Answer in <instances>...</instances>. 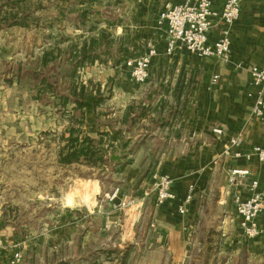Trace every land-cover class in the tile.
<instances>
[{"label": "crops", "instance_id": "1", "mask_svg": "<svg viewBox=\"0 0 264 264\" xmlns=\"http://www.w3.org/2000/svg\"><path fill=\"white\" fill-rule=\"evenodd\" d=\"M132 1L138 6L146 1L149 10L153 2ZM167 2L179 4L182 0H161L160 10ZM212 2L214 9L221 12L226 0ZM139 14V10L132 12L137 24ZM213 24L209 34L211 43L219 39L223 28L220 19H215ZM147 33L137 56L145 52L148 43L155 46L158 54L153 59L150 77L168 67V91L127 88L135 84L128 82L130 73L124 63V68L110 69L107 74L108 79L116 76L121 80L107 105L113 114H108L102 104L95 106L97 91L89 93L83 108L82 132L94 144L107 146L108 135L116 130L117 138L113 141L123 159L118 167L122 168L125 188L142 178L146 161L152 160L156 161V172L169 175L174 181L175 198L161 206L153 199L143 201L150 179L143 182L135 196L122 195L123 201H134L128 207H119L124 212L122 220L112 223L106 221L108 218L98 217L105 232L118 222L122 233L116 245L134 249H123L119 264H264V213L258 217L261 235L247 239L234 203L236 196L242 200L250 197V181L235 186L228 183L233 167L249 168L256 178L264 179V165L256 159L247 162L222 157L233 137L243 139L240 148L243 153L256 146L264 148V117L253 115L257 89L251 85L249 74L251 67L260 66L264 60V0H242L240 18L231 28V63L228 64L200 58L181 46L168 55L166 30L154 23ZM85 42L90 41L85 39L77 49ZM104 49L110 53L108 47ZM98 51H102L99 46ZM239 64L243 68H238ZM214 76H219L216 85H212ZM2 91L0 95H7V89ZM7 110L4 101L2 111L6 114ZM112 118L117 125H111ZM20 126L29 127L28 113L23 114ZM216 127L224 130V136L213 133ZM190 193L192 203L182 215L180 207ZM8 235L6 231L0 232V264H9L12 257L11 251L1 247ZM84 239L87 242L88 235Z\"/></svg>", "mask_w": 264, "mask_h": 264}, {"label": "rangeland", "instance_id": "2", "mask_svg": "<svg viewBox=\"0 0 264 264\" xmlns=\"http://www.w3.org/2000/svg\"><path fill=\"white\" fill-rule=\"evenodd\" d=\"M134 2L29 0L25 5L36 17H41L40 25L0 31V93L4 92L2 88L7 89V95H0V232L10 233L1 245L12 252L9 264L15 253L22 255L17 264H119L123 249L134 251L131 246L116 245L122 233L118 222L113 227L105 223V228L108 227L105 232L98 217L108 218L106 221L112 223L122 220L124 212L119 209L122 195L135 196L143 182L156 173V161H146L141 181L125 188L122 168L110 160L112 155L120 154L113 141L116 130H111L114 134L108 135L107 146L95 144L103 155L94 164L82 159L78 164L61 166L59 154L66 145L62 137H69L73 105L60 111L50 92L35 99L36 72L45 73L39 68L44 53L56 47L63 52L68 47L77 51L85 39L94 38L99 40L98 46L104 52H100V61L78 71V82L87 91H98L103 107L108 114H113L107 105L121 80L116 76L108 79L107 74L110 69L124 68L127 57L141 53V41L156 23L161 5L160 2L156 10L151 7L149 10L146 1L141 6L133 5ZM134 9L139 10L140 26L132 15ZM17 74L21 81L16 78ZM67 84L63 89L68 88ZM126 87L138 91H168V67L143 85ZM4 101L8 108L6 114L2 111ZM27 113L29 127L24 128L20 122ZM110 121L111 125H117L115 118ZM74 125L82 137L86 136L82 126ZM118 188V199L110 202L107 194ZM104 233L107 235L103 236Z\"/></svg>", "mask_w": 264, "mask_h": 264}, {"label": "built area", "instance_id": "3", "mask_svg": "<svg viewBox=\"0 0 264 264\" xmlns=\"http://www.w3.org/2000/svg\"><path fill=\"white\" fill-rule=\"evenodd\" d=\"M242 0H226L223 10L218 12L213 7L212 0H182L179 4L167 2L160 10L156 24L159 28H164L167 35L166 53L172 55L178 47L186 48L190 53L200 58L215 59L222 63H231V28L239 20L241 14ZM220 19L223 23L221 35L215 43L209 40V34L214 26L213 21ZM158 51L151 43L147 44L145 52L140 56H132L126 59L125 66L130 73L132 82L138 85L147 83L150 78V69L153 59ZM243 68L242 65H237ZM251 85L257 89V95L253 106V115L257 118L264 117V60L260 66H253L249 69ZM219 76H214L212 85H216ZM213 133L219 137L224 136L222 128L216 127ZM243 145L241 137L230 138L225 146L223 159L240 160L245 159L251 162L256 159L264 165V148L256 146L249 152L243 153L240 148ZM249 179L250 197L242 200L235 198L237 216L240 219V227L243 235L247 239H255L261 235L258 226V217L264 213V179L256 178L249 168L233 167L228 175V183L237 185L244 183ZM173 179L166 174L156 172L151 178V182L146 187L143 195V201L153 199L157 206L173 200ZM120 189L107 194V199L114 202L118 199ZM192 194L190 193L182 207L180 214L185 215L189 205L192 203ZM134 201H123L119 207L125 208ZM22 255L15 253L12 264L21 261Z\"/></svg>", "mask_w": 264, "mask_h": 264}, {"label": "trees", "instance_id": "4", "mask_svg": "<svg viewBox=\"0 0 264 264\" xmlns=\"http://www.w3.org/2000/svg\"><path fill=\"white\" fill-rule=\"evenodd\" d=\"M28 1L0 0V31L14 27L30 29L33 25L40 23L41 17H36L34 11L28 9L25 5ZM160 2L161 0H153L151 10H156ZM56 51L57 55H55ZM100 60L101 53L98 51V40L92 38L89 43H83L81 49L77 51H74L72 47H68L64 52L60 48L46 51L39 67L45 73L38 72L37 74L36 72V81L38 83L35 95L36 100L40 99L45 92H50L51 96L56 100L55 104L58 109H61L60 111L64 112L70 105H73L69 137H62L66 145L59 154V164L61 166L78 164L82 159L94 164L98 157L103 155V151L95 146L94 141L88 136L82 137L80 129L75 128L74 125V123L78 126L84 124L83 108L91 92L87 91L84 85L79 84L78 71L86 66L94 65L96 61ZM65 70H67V73H63ZM16 78L19 81L22 80L18 74ZM66 84L68 88L63 89ZM97 96L96 107L103 102L99 94ZM116 138L115 136L113 139Z\"/></svg>", "mask_w": 264, "mask_h": 264}, {"label": "water", "instance_id": "5", "mask_svg": "<svg viewBox=\"0 0 264 264\" xmlns=\"http://www.w3.org/2000/svg\"><path fill=\"white\" fill-rule=\"evenodd\" d=\"M112 162H117V163H120L122 164L123 163V159L121 156L119 155H112L111 159H110Z\"/></svg>", "mask_w": 264, "mask_h": 264}]
</instances>
